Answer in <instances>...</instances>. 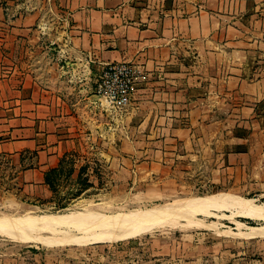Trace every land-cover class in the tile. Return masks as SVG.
I'll return each instance as SVG.
<instances>
[{
	"label": "crops",
	"instance_id": "1",
	"mask_svg": "<svg viewBox=\"0 0 264 264\" xmlns=\"http://www.w3.org/2000/svg\"><path fill=\"white\" fill-rule=\"evenodd\" d=\"M112 62L139 71L121 129L95 113ZM85 136L97 152L102 140L116 186L142 195H164L171 158L264 189V0H0V201L47 198L46 172ZM143 245L106 264H198L175 262L162 240ZM228 247L208 264H264ZM50 256L0 246V264Z\"/></svg>",
	"mask_w": 264,
	"mask_h": 264
},
{
	"label": "rangeland",
	"instance_id": "2",
	"mask_svg": "<svg viewBox=\"0 0 264 264\" xmlns=\"http://www.w3.org/2000/svg\"><path fill=\"white\" fill-rule=\"evenodd\" d=\"M80 74V78H85L84 71H81ZM64 77H69V75H62V78ZM88 83L89 87L84 86V88L91 92L93 82L89 81ZM96 110L104 114V116H100L101 119H106V114L101 108L96 107L95 113H97ZM123 115L124 113L111 117L112 120L118 122V129H121V125H123L122 120L126 116ZM87 134H90V131ZM87 138L86 136L83 139L79 138L77 149L74 148L67 154L62 155L59 171L50 176L52 187H48L49 195L47 198L26 200L24 197L17 196V200L12 198L9 201H0V218L14 219L20 217L26 211H30L32 214L25 216L26 219L83 212L98 218L105 216L127 217L151 212L171 202L174 204L176 201L183 199L216 196L250 201V203L253 202V206L260 208L261 211L264 210V189L251 186L253 179L251 176L243 182L242 180L238 181L230 178L231 180H222L219 183L215 181L214 168L212 166L205 168L198 160L193 163L189 162V164L186 161L177 164L179 161L173 163L171 158L170 163H167V165L171 167L170 173L174 182L170 181L171 183L165 186L164 195L160 196L153 192L142 195L140 190L130 188L133 185L129 188L127 186L119 188L112 181V169L109 167L106 154H97L100 149H103L102 140L98 143L97 152L96 143L98 140L90 142ZM115 145L118 147L117 140ZM262 178L264 179V174ZM151 181L157 183L156 179ZM151 181L150 183H153ZM62 205L66 207L59 209V206ZM236 212L233 208L227 209V206L208 208V211L205 209L183 212L176 219V223L179 225L169 226L163 230L152 229L149 230L150 232H145L144 235L141 234V236L138 235L119 242L65 244L55 247L40 243L21 244L10 241L6 235L0 234V246H35L51 255L52 264H54V257H58V255L65 256L66 262L64 264H106L107 255H109L107 253L112 252V249H115L114 256L116 258H130L137 252L129 253V248H133L139 242L144 244L140 248H148L154 240H162L164 247L168 245V247L176 248V253L179 254V257L175 260L177 263L187 261L208 264L213 260L211 257L218 256L219 249L224 246H229L228 248L233 252H235V249L243 252V257L246 259L263 260L264 234L244 235L238 231H243L245 226H262L264 221L258 217L246 215V213L241 215L238 213L240 211ZM240 224L243 226L238 227ZM62 228L77 233L88 231L79 226H73L72 229L70 226H62ZM56 230L57 228L55 230L45 229L40 232L42 236L54 237L53 233ZM48 231L49 233H46ZM109 256L112 257L111 254ZM166 258L169 260V257ZM163 261L166 263L167 260L164 258Z\"/></svg>",
	"mask_w": 264,
	"mask_h": 264
},
{
	"label": "bare ground",
	"instance_id": "3",
	"mask_svg": "<svg viewBox=\"0 0 264 264\" xmlns=\"http://www.w3.org/2000/svg\"><path fill=\"white\" fill-rule=\"evenodd\" d=\"M196 198L183 199L178 202L176 201L174 204L171 202L154 211L127 217L105 216V218L102 216L103 218H98L89 214H84L85 212H83L26 219L25 216L31 214L30 211H26L23 215L14 219H9L7 217L0 218V234L6 235L10 241L21 244L40 243L55 247H60L65 244L119 242L131 237L134 238L138 235L141 236V234L144 235L145 232L152 229L163 230L169 226L174 227L179 225L176 223V219H178V216L183 212H194L205 209L208 211V208H222L224 206H227V209L233 208L235 212L240 211L238 213L241 215L242 213H246V215L258 217L264 221V210L261 211L260 208L258 209L256 206H253V202L250 203V201L246 202L241 199L225 198L222 196ZM62 226H70L71 229L73 226H79L88 231L85 233H77L70 229H64ZM242 226L243 225L240 224L238 227ZM56 228L57 230L53 233L54 237H45L41 235V232L45 229L55 230ZM238 232L244 235L264 234V225L259 227L245 226L243 231L240 230ZM46 233H49V231Z\"/></svg>",
	"mask_w": 264,
	"mask_h": 264
},
{
	"label": "built area",
	"instance_id": "4",
	"mask_svg": "<svg viewBox=\"0 0 264 264\" xmlns=\"http://www.w3.org/2000/svg\"><path fill=\"white\" fill-rule=\"evenodd\" d=\"M138 75L137 68L129 62L103 65L94 87L99 100L97 106L109 114L126 113Z\"/></svg>",
	"mask_w": 264,
	"mask_h": 264
},
{
	"label": "trees",
	"instance_id": "5",
	"mask_svg": "<svg viewBox=\"0 0 264 264\" xmlns=\"http://www.w3.org/2000/svg\"><path fill=\"white\" fill-rule=\"evenodd\" d=\"M61 162H62V159L59 161V163H58V165H57V167L56 168H53V169H50L49 171H47L46 172V174H45V176H44V182H45V184L48 186V187H52V183H51V179H50V176L52 175V174H55V173H57L59 170V168H60V166H61ZM66 206H64V205H62V206H59V209H63V208H65Z\"/></svg>",
	"mask_w": 264,
	"mask_h": 264
}]
</instances>
